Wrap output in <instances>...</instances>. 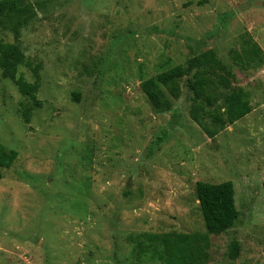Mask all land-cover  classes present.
<instances>
[{
	"label": "rangeland",
	"instance_id": "1",
	"mask_svg": "<svg viewBox=\"0 0 264 264\" xmlns=\"http://www.w3.org/2000/svg\"><path fill=\"white\" fill-rule=\"evenodd\" d=\"M21 5L28 24L16 31L0 17V43L39 68L42 106L16 83L35 81L29 67L20 65L15 79L0 69V143L18 152L0 182V264H163L137 259V243L146 234L205 233L196 184L227 181L239 218L210 236L206 264H231L234 239L235 264H264V0ZM208 50L253 106L213 139L191 116L188 78L164 111L141 88Z\"/></svg>",
	"mask_w": 264,
	"mask_h": 264
},
{
	"label": "trees",
	"instance_id": "2",
	"mask_svg": "<svg viewBox=\"0 0 264 264\" xmlns=\"http://www.w3.org/2000/svg\"><path fill=\"white\" fill-rule=\"evenodd\" d=\"M22 0H0V17L12 24L16 31L28 24L29 7L21 5ZM233 62L244 68V60L237 51H231ZM20 65L29 67L35 76L33 83L20 76L16 83L22 94L29 96L35 106L40 108L38 100L41 88V76L38 67L28 62L19 47L11 43H0V69L5 76L15 79ZM233 70L212 50L205 51L159 73L157 76L142 81L141 88L152 106L159 111L172 107L173 100L181 95L180 82L187 79V86L194 95L191 110L193 120L211 138L234 125L249 115L252 110L251 96L244 88L233 87ZM76 96V95H75ZM79 101V97H74ZM222 105L217 107L219 101ZM24 118L30 122L29 111ZM18 158V152L7 149L0 143V182L4 170L11 168ZM236 190L232 181L223 183L198 182L196 196L205 226V233H186L171 231L167 233L146 234L144 241H139L134 249L137 259L150 256L163 264H206L209 261L211 247L210 236L221 235L236 225L239 211L236 203ZM240 241L234 239L228 246L227 258L235 264L240 256Z\"/></svg>",
	"mask_w": 264,
	"mask_h": 264
}]
</instances>
